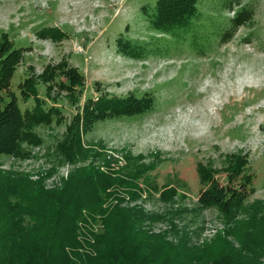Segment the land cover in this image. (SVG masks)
<instances>
[{
  "label": "rangeland",
  "instance_id": "obj_1",
  "mask_svg": "<svg viewBox=\"0 0 264 264\" xmlns=\"http://www.w3.org/2000/svg\"><path fill=\"white\" fill-rule=\"evenodd\" d=\"M240 1L220 15L232 17L244 5L252 10V19L229 41L216 38L203 54L181 47L169 56L150 53L134 60L117 52V43L126 37L150 40L142 5L155 0H0V54L10 43L19 49L8 86L16 91L20 110L27 111L34 102L23 100L17 88L31 73L37 76L33 84L45 107L60 109L49 124L30 122L26 130L39 141L25 136L19 155L0 157V172L11 178L22 175L55 191L80 167L102 170L111 161L115 169L109 171L125 174L128 155L138 158L144 169L130 188L134 195L122 187V204L141 207L151 216L143 222L146 230L174 243L185 239V245L223 234L229 224L215 207L202 208L198 201L212 187L223 197L230 194V165L238 163L250 175L246 203L264 202V0ZM47 65H59L54 74L60 82L65 66L74 67L80 73H72V80L79 85L54 84L49 70L42 74ZM74 95L78 102L71 104ZM99 96L98 117L89 118L91 128L80 135L85 153L69 160L58 151L68 139L67 125L77 107L81 111L85 100ZM111 100L115 109L106 108ZM7 103L1 101L0 110ZM243 175L237 178L242 181ZM139 186L148 191H136ZM162 191L168 192L160 195ZM31 195L35 197L33 191ZM17 196L10 200L16 202ZM26 197L33 201L29 193ZM26 197L22 200L28 201ZM245 217L244 212L235 216ZM222 238L235 241L232 235ZM260 257L264 260V251Z\"/></svg>",
  "mask_w": 264,
  "mask_h": 264
},
{
  "label": "trees",
  "instance_id": "obj_2",
  "mask_svg": "<svg viewBox=\"0 0 264 264\" xmlns=\"http://www.w3.org/2000/svg\"><path fill=\"white\" fill-rule=\"evenodd\" d=\"M239 5L240 0H155L152 5L143 4L142 14L151 34L150 40L142 43L126 37L117 43V52L134 60H143L150 53L169 56L181 47L203 54L205 45L216 38L219 43L229 41L239 26L251 21L253 12L244 5L232 17L220 15L221 11L233 10ZM3 42L4 39L0 40V48ZM5 49V54H0V108L1 101L8 103L0 110V157L19 155L20 141L25 136L39 141L33 131L26 130L30 122L49 124L60 110L56 106L45 107L47 103L37 97L33 84L37 76L32 73L24 77L17 88L23 100L34 102L24 111L27 115L20 110L18 95L8 86L16 71L13 60L19 49L11 43ZM58 67L47 65L42 74L49 70L52 79ZM65 68V80L60 82L55 77L54 84L72 88L79 85L72 80V73L79 71L68 65ZM75 97L69 99L71 104L78 102ZM100 101H103L102 96L85 100L81 111L76 108L72 124L67 125L68 139L58 145V151L65 152L69 160H75L79 152L85 153L80 135L91 128L89 118L98 117L95 108ZM113 103V100L107 102L106 108H114ZM62 119L60 116L55 123ZM73 151L78 152L71 154ZM125 161V174L109 171V168L115 169L111 161L102 165V170L80 167L55 191L44 190L22 175L11 178L0 172V264H264V260H260L264 251V202L246 203L250 175L240 170L238 163L227 170L232 181L227 186L229 195L223 197L212 187L198 201L202 208L217 209L223 222L229 224L226 231L201 244L185 245V239L174 243L166 240L162 233L146 230L143 222L151 216L141 207L122 204L125 195L120 192L124 190L122 187H129L125 193L134 195L130 188L144 169L138 158L126 155ZM241 172L245 174L242 181L237 178ZM137 188L136 191H148L140 186ZM28 193L32 202L26 197ZM11 195H18L19 199L13 202ZM23 196L28 201L22 200ZM246 208L252 211L245 213ZM243 212L246 217L237 220L235 216ZM224 234L232 235L239 245L222 238Z\"/></svg>",
  "mask_w": 264,
  "mask_h": 264
}]
</instances>
